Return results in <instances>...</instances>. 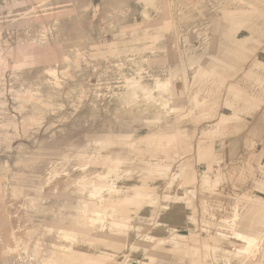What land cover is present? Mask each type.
I'll use <instances>...</instances> for the list:
<instances>
[{
  "label": "rangeland",
  "instance_id": "1",
  "mask_svg": "<svg viewBox=\"0 0 264 264\" xmlns=\"http://www.w3.org/2000/svg\"><path fill=\"white\" fill-rule=\"evenodd\" d=\"M0 179V264H264V0H0Z\"/></svg>",
  "mask_w": 264,
  "mask_h": 264
},
{
  "label": "bare ground",
  "instance_id": "2",
  "mask_svg": "<svg viewBox=\"0 0 264 264\" xmlns=\"http://www.w3.org/2000/svg\"><path fill=\"white\" fill-rule=\"evenodd\" d=\"M1 181H2V179H0ZM4 182V181H3ZM1 183V182H0ZM3 184H5V183H3ZM2 202L3 201H1V196H0V228H4V229H2V231L4 230V232H7V230H8V223L9 222H7V218H6V214H5V209H3V204H2ZM5 208V207H4ZM11 211V210H10ZM7 212V211H6ZM8 224V225H7ZM7 225V226H6ZM10 227V226H9ZM8 232H9V230H8ZM11 233V232H10ZM6 235H7V233H6ZM9 235V234H8ZM7 235V236H8ZM9 238H10V236H9ZM12 239L10 238V241H11ZM8 241V240H7ZM3 243V242H2ZM3 246V245H2Z\"/></svg>",
  "mask_w": 264,
  "mask_h": 264
}]
</instances>
